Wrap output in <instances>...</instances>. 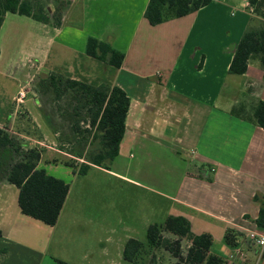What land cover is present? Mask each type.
Wrapping results in <instances>:
<instances>
[{
    "label": "crops",
    "instance_id": "1",
    "mask_svg": "<svg viewBox=\"0 0 264 264\" xmlns=\"http://www.w3.org/2000/svg\"><path fill=\"white\" fill-rule=\"evenodd\" d=\"M147 2L47 0V23L6 13L0 26V127L12 129L13 98L25 86L21 107L41 136L33 142L51 150L62 119L59 97L37 90V77L54 73L121 88L129 108L118 153L107 169L90 165L86 174L99 171L119 180V186L162 198L164 218L182 216L194 234H210V252L229 264H264L262 249L247 238L252 231L264 234L256 222L261 202L254 199L264 195V128L230 113L238 103L249 109L264 100V76L257 59L248 61L243 74L228 73L238 41L254 21L252 7L242 0L246 13L231 15V0H211L192 13L151 25L144 17ZM18 35L21 43L7 62L5 49ZM88 37L123 52L120 66L88 56ZM90 141H95L91 135ZM47 164L52 163L42 154L38 167L45 170ZM71 174L77 175V167ZM7 183H0V248H5L0 264H58L56 259L75 264L50 252L70 184L50 226L22 214L16 207L18 189L14 202L4 193ZM228 229L236 234L234 246L225 243ZM110 238L101 234L100 243Z\"/></svg>",
    "mask_w": 264,
    "mask_h": 264
},
{
    "label": "trees",
    "instance_id": "2",
    "mask_svg": "<svg viewBox=\"0 0 264 264\" xmlns=\"http://www.w3.org/2000/svg\"><path fill=\"white\" fill-rule=\"evenodd\" d=\"M44 0H0V26L6 13H16L31 19L47 23L48 12ZM211 0H148L144 17L149 24L157 25L175 19L207 5ZM253 11L260 17V23H249L235 48L228 73L243 74L250 59H257L264 76V0H247ZM54 24L59 19H53ZM85 53L112 67H119L123 60V52L109 43L95 37H88ZM48 81L52 91L57 94L59 84L78 94L89 106L91 117L89 125L91 137L97 140L95 148L83 154L78 164L77 175H84L90 165L108 168L118 153V146L125 130V117L129 108V97L117 86L107 84L92 85L50 73ZM230 113L238 118L253 122L264 128V100H257L249 109L243 103L233 105ZM73 132L80 134V142L87 139L89 130L78 131L72 125ZM6 126L0 127V180L4 179L18 189L17 205L20 212L44 224L53 226L65 202L69 185L62 179L48 174L38 167L41 151L29 148L20 151L21 144L7 131ZM261 202L257 217V225L264 230V195L254 196ZM168 233L178 240L185 239L188 243L183 262L185 264H229L223 257L211 253L213 240L210 234H194L189 221L182 216L167 215L161 223L153 222L146 228L145 241L136 238L126 240L122 258L128 263H137L146 249L151 252L158 248L170 246L169 240L163 235ZM225 243L235 245L236 234L228 229ZM5 248H0V254ZM58 264H69L55 260ZM149 264H154L152 255Z\"/></svg>",
    "mask_w": 264,
    "mask_h": 264
},
{
    "label": "rangeland",
    "instance_id": "3",
    "mask_svg": "<svg viewBox=\"0 0 264 264\" xmlns=\"http://www.w3.org/2000/svg\"><path fill=\"white\" fill-rule=\"evenodd\" d=\"M241 2L242 0H231L232 4L230 3L228 13L231 12V15H237L242 11L246 13ZM42 3L46 5L47 0ZM251 14L254 18L253 23H260L261 17L253 11V8ZM6 28L7 26H4L2 30L1 42L6 34ZM20 38V35L16 36L10 46L7 45L3 60L8 58V62L10 58L14 57L15 50L21 43ZM3 83L0 80V86ZM64 84V82L59 84L60 91L57 95H54L52 91L48 76L37 77L33 84L40 92L50 93L51 97H59L57 108L62 119L58 129L54 132L57 142L51 150L33 142L34 139L39 140L41 136L33 123L29 121V117L21 107V102L13 101L17 112L11 118L12 129L7 127V131L21 144L20 151L38 148L41 155L46 157V162L52 163L44 166L46 172L70 184L62 217L50 246L51 254L58 259L75 264H85L86 260H88V264H149L152 255L155 258L154 264H185L183 259L188 243L185 239L178 240L168 233L163 235L169 240L170 246L151 252L146 249L137 263H128L122 259L121 249L125 241L132 236L145 241L147 226L153 222L161 223L163 221V212L167 204L162 198L155 197L146 190L129 184L119 186V180L105 176L99 171L92 170L88 174L72 177V167L76 168L79 163L84 161L83 154L93 150L97 140L89 142L92 131L89 125L91 117L89 106L78 94L65 87ZM72 125H77L78 131L89 130V133L85 134L87 139L79 142L80 134L71 130ZM53 163L56 164L53 165ZM4 181L1 179L0 183ZM6 185L8 188H5L4 193L9 198L13 197L15 202L16 187L8 183ZM88 221V225L85 224ZM81 225L85 227L83 230L79 228ZM101 234L104 236L110 234V241L100 243ZM84 253H88L90 256L86 260L82 257Z\"/></svg>",
    "mask_w": 264,
    "mask_h": 264
},
{
    "label": "built area",
    "instance_id": "4",
    "mask_svg": "<svg viewBox=\"0 0 264 264\" xmlns=\"http://www.w3.org/2000/svg\"><path fill=\"white\" fill-rule=\"evenodd\" d=\"M26 93V87L21 86L14 95L13 101L16 103L22 102L26 96ZM247 238L251 243H254L257 247L262 249L261 258H264V234H258L257 232L252 231L248 233Z\"/></svg>",
    "mask_w": 264,
    "mask_h": 264
}]
</instances>
